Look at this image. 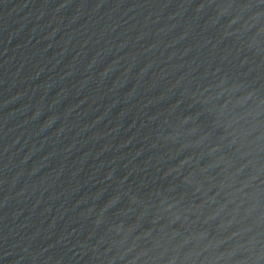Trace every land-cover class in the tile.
I'll return each mask as SVG.
<instances>
[{"label": "water", "instance_id": "obj_1", "mask_svg": "<svg viewBox=\"0 0 264 264\" xmlns=\"http://www.w3.org/2000/svg\"><path fill=\"white\" fill-rule=\"evenodd\" d=\"M0 264H264V0H0Z\"/></svg>", "mask_w": 264, "mask_h": 264}]
</instances>
